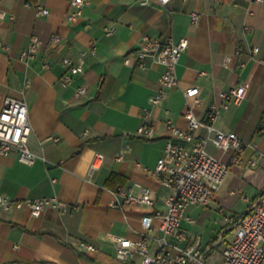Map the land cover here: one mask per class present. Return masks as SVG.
Masks as SVG:
<instances>
[{"label": "crops", "instance_id": "crops-1", "mask_svg": "<svg viewBox=\"0 0 264 264\" xmlns=\"http://www.w3.org/2000/svg\"><path fill=\"white\" fill-rule=\"evenodd\" d=\"M69 4L70 0H0L5 11L0 42L8 47L0 46V108L7 96L26 102L28 145L36 155L28 164L15 151L0 154V194L11 199L56 196L64 203L63 209L47 207L39 216H32L26 206L0 209V264H140L137 255L117 260L111 236L138 238L141 216L165 207L163 199L171 190L149 172L169 136L165 121L185 129L183 112L188 106L203 119L212 103L219 106L214 126L235 132L246 145L240 164L232 163L234 150L220 151L210 134L207 151L229 162L230 168L209 204L186 207L192 220L181 222L186 233L181 244L199 240L202 246L210 245L208 263L220 264L231 235L222 231L223 216L246 212L250 203L235 212L238 201L247 203L264 187V2L89 0L74 21L67 18ZM36 5L48 13L36 15ZM193 11L198 14L196 23L191 21ZM107 27L113 31L108 33ZM143 33L188 40L176 65L178 84L158 105L150 104L149 98L159 86L161 66L124 63ZM33 34L41 47L25 61L20 53ZM54 34L59 42L51 40ZM81 53L83 72L62 85L61 59ZM227 56L230 61L225 64ZM241 83L248 86L244 99L221 105L218 92ZM79 85L86 91L76 95ZM189 86L199 88L200 104L186 102L183 90ZM146 109L153 126L150 138L137 133ZM195 134L207 135L206 128L200 125ZM96 151L105 159L91 174L89 163ZM251 158L255 166H249ZM112 173L125 179L122 185L147 186L154 204L110 207L114 196L105 182ZM157 234L155 226L148 233L152 248Z\"/></svg>", "mask_w": 264, "mask_h": 264}, {"label": "built area", "instance_id": "built-area-1", "mask_svg": "<svg viewBox=\"0 0 264 264\" xmlns=\"http://www.w3.org/2000/svg\"><path fill=\"white\" fill-rule=\"evenodd\" d=\"M141 3H148L150 0H139ZM158 3H167L171 0H155ZM263 3L264 0H254ZM89 0H70V7L67 13L68 20H76L83 11V6ZM36 15L48 13L46 7L36 5ZM5 11L0 9V17ZM191 21L197 22V12H191ZM106 31L111 33L112 27ZM53 42H59L60 36L54 34L51 37ZM188 40L180 37L174 40L167 36L161 38L143 33L138 46L129 54L124 56L125 64H133L135 67L145 68L148 65L161 66V73L158 78V88L150 96L149 102L152 105L160 104L166 91L178 84L176 65L181 53L187 48ZM3 49L7 45L0 42ZM41 47L40 38L33 34L28 45L21 51L20 58L27 61L34 58ZM257 48H253L256 52ZM230 57L224 59L227 64ZM84 54L76 58L63 57L61 59L64 68L60 77L62 85L71 83L73 78L83 72ZM47 66V64H45ZM247 84L241 83L230 87L228 90L218 92L221 98V105L227 101L239 103L247 92ZM86 91L84 85L76 87V95ZM187 103L200 104L199 88L189 86L183 90ZM189 105V104H188ZM219 113V106L210 104L203 119L197 118L188 106L183 112L187 120V128L182 129L176 126L171 120L165 121V127L169 132L155 167L149 172L159 181L161 185L171 190L164 199V209H155L149 214L141 216L142 235L131 239L123 235L114 234L111 236L115 245V257L117 260L126 261L134 256H139L140 264H210L207 261V254L210 245L202 246L199 240L192 244L182 245L186 239L185 230L181 226L182 220L191 221L185 210L188 205L197 204L206 206L212 200L217 188L223 182L230 168L229 162L210 154L206 149L208 140L211 139L217 149L226 152L234 150L231 155V162L240 164V157L246 142L235 132L218 129L214 126V120ZM150 112L146 109L142 114V122L137 128V133L144 138L152 137L153 126L150 121ZM204 126L207 135H196L195 131ZM31 132L28 109L26 102L22 99L7 96L0 108V154L6 155L15 151L20 161L32 163L35 153L29 148L28 140ZM117 159L121 158L118 154ZM105 156L102 152H94L90 163L89 172L97 171L104 163ZM249 166H255L256 160L249 159ZM114 198L109 202L112 208H122L129 204L134 206L154 204V197L151 190L138 182L133 185H118L111 189ZM27 207L32 216H39L47 207L63 209L64 203L56 196L11 199L0 194V209L3 211L17 210ZM77 206L73 205L72 209ZM223 232L231 231V235L222 250V261L220 264H264V187L261 193L250 202L246 212L235 217L224 215L222 218ZM156 227L158 234L154 238L155 246L152 248L148 239L149 231ZM221 239V238H220ZM80 245L89 250H95V246L85 242ZM17 248L18 244H14Z\"/></svg>", "mask_w": 264, "mask_h": 264}, {"label": "trees", "instance_id": "trees-1", "mask_svg": "<svg viewBox=\"0 0 264 264\" xmlns=\"http://www.w3.org/2000/svg\"><path fill=\"white\" fill-rule=\"evenodd\" d=\"M124 182L125 179L121 175L112 173L110 178L105 182V185L110 189H115L118 185L124 184Z\"/></svg>", "mask_w": 264, "mask_h": 264}, {"label": "rangeland", "instance_id": "rangeland-1", "mask_svg": "<svg viewBox=\"0 0 264 264\" xmlns=\"http://www.w3.org/2000/svg\"><path fill=\"white\" fill-rule=\"evenodd\" d=\"M254 189H255V187L252 189V190H250V191H254ZM252 195V194H251ZM257 196H258V194H257ZM257 196H254V198H252L251 200H253V199H255ZM250 197V196H249ZM251 200H248L247 201V203L246 202H242V201H238V203L236 204V207H235V212H240V211H242L247 205H248V203H250L251 202ZM228 233H231V231H228ZM204 239V238H203Z\"/></svg>", "mask_w": 264, "mask_h": 264}]
</instances>
